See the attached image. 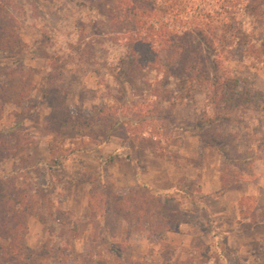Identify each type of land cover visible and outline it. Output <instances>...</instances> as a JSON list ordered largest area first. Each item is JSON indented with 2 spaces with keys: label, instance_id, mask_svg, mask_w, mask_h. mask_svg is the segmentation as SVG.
<instances>
[{
  "label": "trees",
  "instance_id": "16d2710c",
  "mask_svg": "<svg viewBox=\"0 0 264 264\" xmlns=\"http://www.w3.org/2000/svg\"><path fill=\"white\" fill-rule=\"evenodd\" d=\"M211 1L212 8L198 19L197 13L184 17L190 0H104V7L100 1L76 0L81 12L84 8L90 9L87 17L83 13L76 23L82 27L95 18L96 21L103 18L104 25L108 26L104 36L110 44L120 47L116 57L121 77L129 71L140 74L155 100L150 112L141 114L140 108L132 110L133 107L122 105L119 94L124 98V89L114 92L105 79L109 85L104 86L102 92H94L92 97V114L89 117L80 112L72 115L65 97L75 91L67 87L65 80L57 82L54 79L64 75L74 79L83 75L87 71L81 63L83 52L80 58L72 63L64 61L59 67L41 71L28 68L30 72L44 73L40 98L44 96L50 101L49 117L45 122L47 147L53 162L49 168L57 166L59 155H65L62 154L64 149L80 143V139L102 137L105 142L116 135L122 138L124 158L138 167L141 157L169 160L174 133L180 129L175 125L174 106L191 101L197 89L207 88L208 109L192 127L199 131L203 144L213 146L224 159L222 189L231 190L244 183L243 174L251 171L255 154H241L239 141L255 137L258 118L264 115V105L252 101L247 87L238 90L236 80L222 73L219 62L241 44L242 63L258 67L264 75V47L251 36V20L264 19V0ZM25 9L22 0H0V60L22 52L24 44L20 30L26 19ZM85 45L96 59L92 51L96 44ZM149 73H153V81L147 85L145 79L148 77H144ZM15 74L19 73L12 72L9 76L15 77ZM9 76L5 72L0 74V161H11L10 169L0 177V264H49L51 259L56 264H102L93 254L72 253L68 241L77 237L88 223L94 226L106 223L109 214L131 224L137 231L147 230L152 234L171 231L176 224L182 223L179 217L183 213L173 202L170 192L143 183L129 194L114 192L107 186L90 190L89 221L70 211H52L48 195H44L38 183L37 175L46 166L38 154V141L21 127L20 120L14 119L8 125L3 121L4 106L10 102L20 105L29 101L35 86L22 83L21 76L15 84L2 82V78L8 80ZM121 77L116 78L118 82H127ZM231 115L241 117L242 123L216 129L217 123ZM226 138L232 139V143L223 142ZM226 145L232 146L229 149ZM80 148L75 147L78 151ZM115 156L116 153L109 155L105 162ZM201 174L199 170L195 178L184 177L175 187V191L191 199L193 206L196 198H200ZM95 194L100 197L95 199ZM256 202L255 196H244L237 202V222L242 231L264 223V208ZM101 214H104V221ZM31 216L39 217L48 230L47 239L36 247L24 242L28 233L27 219ZM104 239L109 241V236L105 234ZM113 251L118 258L121 256L118 246L114 245ZM160 255V264L213 263L212 256L205 252H194L184 261L178 251L166 245L161 247Z\"/></svg>",
  "mask_w": 264,
  "mask_h": 264
},
{
  "label": "rangeland",
  "instance_id": "374dc122",
  "mask_svg": "<svg viewBox=\"0 0 264 264\" xmlns=\"http://www.w3.org/2000/svg\"><path fill=\"white\" fill-rule=\"evenodd\" d=\"M93 1L102 2L104 7V0ZM22 2L26 5V19L20 30L24 46L17 56L0 60V74L5 72V75L9 76L12 72L19 73L15 74V77L14 74L9 76L8 80L2 78V82L15 84L17 78L21 76L22 83L29 82L35 89L29 101L20 105L13 102L5 105L3 121L8 125L14 119L20 120L21 127L30 131L38 141L39 157L46 164L37 175L38 183L43 188L44 195H48L52 204L51 210L70 211L82 220L89 221L90 190L97 191L107 186L114 192L129 194L143 183L170 192L173 202L177 203L183 213L179 217L182 223L176 224L171 231L155 234L148 233L147 230L137 231L131 224L109 214L106 223L99 226L88 223L77 237L70 238L68 244L71 252L93 254L102 264H160V250L166 245L178 251L184 261H188L194 252H205L212 256V264H264L262 262L264 223L245 232L240 229L241 224L237 222L233 202L226 213L218 214L215 218L208 214L205 206H202L203 195L208 196L212 193V179L221 177L225 166L222 156L213 146H205L199 131L192 127L202 112L208 109L207 88L197 89L191 101L174 106L175 125L180 129L174 133L170 146L172 157L169 160L141 157L138 167L134 162L124 158L122 138L116 135L109 137L105 142L102 137L80 139L81 144L78 142L76 145L80 146L81 150H76V145L67 146L62 152L65 155H59L57 158L59 164L52 168L48 167L53 164L48 152V129L45 124L49 117L50 101L44 96L40 98L44 73L30 72L28 68L41 71L59 67L64 61L72 63L74 59L80 58V53L83 52L81 63L87 70L83 75L74 79H69L65 75L54 79L57 82L65 80L67 87L75 91L65 97V103L72 115L80 112L81 115L89 117L92 114L91 101L94 92L104 91V86H108L109 83L114 92L120 93L121 88L124 89V98L119 94L122 105L133 107L132 110L140 108L141 114L150 112L155 99L151 95L152 90L147 91L140 74L136 75L129 71L127 75L121 77L116 57L120 47L110 44L108 37L104 36V32H108V26L104 25L103 18H97V21L95 18V21L81 27L76 21L83 13L87 17L90 9L84 8L85 10L81 12L76 0H22ZM89 5L88 3L87 6ZM190 5H193V8H190ZM213 5L211 0H190L188 13L184 17L188 18L191 13H197L199 19ZM251 36L264 47V19L251 20ZM86 43L96 44L92 50L96 53V59L92 57L91 52L88 53L90 48L86 47ZM219 64L222 73L236 80L238 90L247 87L253 96L252 101H256L257 105H264V75L258 67L252 68L242 63L241 44ZM19 66H23V69ZM8 67L11 68L7 69ZM119 77L127 82L123 83V80L118 82L116 78ZM146 77L148 80L145 81L149 85L153 81V73L144 78ZM105 79L109 83H105ZM117 84L121 86L118 87ZM127 113H131V109ZM225 119L224 122L216 124V129H228L242 123V118L234 115ZM258 120L255 137L251 139L245 137L239 141L240 153L244 155L254 153L255 159L253 166L250 167L251 171L244 172L245 182L238 189L244 188L253 192L260 188V202L264 207V115L261 114ZM225 140L229 144L232 143L230 138L223 139V142H226ZM230 146L227 148L230 149ZM114 153H116L114 159L105 162L107 157ZM10 167L11 161H0V177ZM199 170L202 173L201 184L205 189L202 187V196L196 198L197 203L193 206L191 199L175 191V187L184 177L195 178ZM255 176L262 179V188L257 186ZM231 196L235 197L234 194ZM97 197L100 196L95 194V199ZM101 216L104 221V214ZM104 225H108V228ZM27 226L28 233L24 242L28 246L36 247L47 239L48 230L39 217H28ZM105 234L109 236V241L104 239ZM114 245L121 251L119 258L113 251ZM222 254L223 257H220ZM49 264L56 262L51 259Z\"/></svg>",
  "mask_w": 264,
  "mask_h": 264
},
{
  "label": "crops",
  "instance_id": "0c3cea01",
  "mask_svg": "<svg viewBox=\"0 0 264 264\" xmlns=\"http://www.w3.org/2000/svg\"><path fill=\"white\" fill-rule=\"evenodd\" d=\"M217 173L219 176L218 170H217ZM254 178L257 182V186L261 187L262 179L259 178V176L258 177L255 176ZM257 186H255V187L257 188ZM202 187H203V184L201 185L200 196H202ZM238 188L239 187H237V189L233 188L231 190H228V189L223 190L221 177H218V179L214 178V179H212V191H211L212 193L208 196H206L205 194L203 195L204 202H203L202 206H205L207 211H208V214H210L211 217L215 218V217H218V214L226 213L227 212L226 210H228V207L233 202L235 204V209H236L235 215H237V218H238V209H237L238 200L244 196H255L257 198V200H256L257 205L261 208H264L260 202V190H261L260 188H258L257 190H255L253 192H249L247 190H244V188L239 190ZM203 189H205V187H203ZM231 194H234L235 197H232ZM244 221L245 220H243L242 222H244Z\"/></svg>",
  "mask_w": 264,
  "mask_h": 264
}]
</instances>
